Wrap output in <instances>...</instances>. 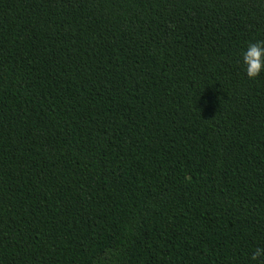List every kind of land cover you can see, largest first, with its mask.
Here are the masks:
<instances>
[{"label": "trees", "instance_id": "16d2710c", "mask_svg": "<svg viewBox=\"0 0 264 264\" xmlns=\"http://www.w3.org/2000/svg\"><path fill=\"white\" fill-rule=\"evenodd\" d=\"M264 0H0V264H264Z\"/></svg>", "mask_w": 264, "mask_h": 264}, {"label": "clouds", "instance_id": "9594fccd", "mask_svg": "<svg viewBox=\"0 0 264 264\" xmlns=\"http://www.w3.org/2000/svg\"><path fill=\"white\" fill-rule=\"evenodd\" d=\"M240 66L244 75L255 80L264 73V41H250L240 52ZM258 257H264V248H257L250 259L256 261Z\"/></svg>", "mask_w": 264, "mask_h": 264}]
</instances>
